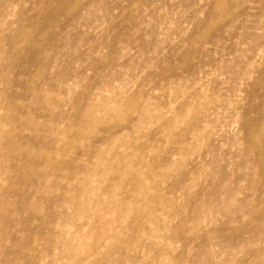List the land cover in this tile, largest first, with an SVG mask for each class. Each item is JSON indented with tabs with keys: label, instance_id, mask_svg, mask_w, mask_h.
<instances>
[{
	"label": "rangeland",
	"instance_id": "374dc122",
	"mask_svg": "<svg viewBox=\"0 0 264 264\" xmlns=\"http://www.w3.org/2000/svg\"><path fill=\"white\" fill-rule=\"evenodd\" d=\"M0 264H264V0H0Z\"/></svg>",
	"mask_w": 264,
	"mask_h": 264
}]
</instances>
